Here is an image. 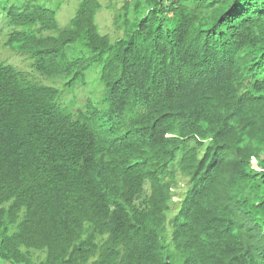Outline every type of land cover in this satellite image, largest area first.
Masks as SVG:
<instances>
[{"label": "trees", "instance_id": "1", "mask_svg": "<svg viewBox=\"0 0 264 264\" xmlns=\"http://www.w3.org/2000/svg\"><path fill=\"white\" fill-rule=\"evenodd\" d=\"M103 1L59 26L5 0L28 70L0 63V264H264V0ZM123 119L138 143L93 141Z\"/></svg>", "mask_w": 264, "mask_h": 264}, {"label": "rangeland", "instance_id": "2", "mask_svg": "<svg viewBox=\"0 0 264 264\" xmlns=\"http://www.w3.org/2000/svg\"><path fill=\"white\" fill-rule=\"evenodd\" d=\"M43 1H45L46 5L51 6L56 9L57 23L59 24V26H64L68 22V19L75 12V9L77 7V3L79 0H43ZM103 2L106 3L107 1L105 0ZM8 6L9 5L5 3V0H0V63L9 64L21 70L22 69L28 70L27 69L28 61L25 60L26 58V56L24 55L25 53H19V52L14 51L7 44L8 36L10 32L14 30L13 26L8 21L7 10H5V8ZM111 21H112V11L108 10L106 7H103V9L99 11L98 16H97V22H98L100 30L105 33L112 32ZM36 79H38V76H36ZM40 81H41L40 83L45 84V85H53L59 89L63 88L62 84L64 80H61V79H52L50 81H47L46 78H43V79H40ZM94 85H96V81L88 84V86L84 89V91H86V94L90 93ZM77 95L78 94H73L72 92L63 94L60 101L64 100V102L66 103L67 97H68V103L72 102V99L75 100V97ZM185 186H186L185 179L178 177V184L174 191V194H175V197L173 198L174 202L171 204L172 211L176 209L177 204H178V199L181 198V195L185 189ZM171 215L173 214L170 213L169 217Z\"/></svg>", "mask_w": 264, "mask_h": 264}, {"label": "clouds", "instance_id": "3", "mask_svg": "<svg viewBox=\"0 0 264 264\" xmlns=\"http://www.w3.org/2000/svg\"><path fill=\"white\" fill-rule=\"evenodd\" d=\"M62 94H67V93L62 92ZM90 94L91 93H87L86 94V91H84V93H82V91H81L80 92V97L77 96L75 98L74 104L73 105H70V108H66V109L69 110V111H71V112H75L76 113L79 108H82L83 107V104L88 99V97L90 96ZM64 103L65 102L63 101V104ZM66 103L67 104H65V105H69V103H68V97H67ZM65 105H62V106L64 107ZM132 109L133 110L136 109V106H133ZM208 114L209 113L206 110H193L192 111V114L188 118V125L191 127V129L193 130V132L187 136V141L188 142H189L188 139L192 135L197 134L195 132L196 129L201 128V129L205 130L207 128L208 123H206V121H207ZM130 123H131V120L123 119V120L120 121V124H119L118 128H115L113 123H109L110 128H106V126H105V127L102 128V131L100 129L98 131V133H97V137H95L93 141L98 142L102 137L111 135L114 139L117 140V142L122 143V144H126V143H129V142L138 143V132L141 129V127H138L137 129H135L131 134H124L123 130H121L123 128L128 127L130 125ZM119 128H121V129H119ZM143 131L145 133H147V131H145V130H143ZM170 136H171V134H166V137L167 138L170 137ZM148 141H152L151 138H149ZM49 149L52 151V153L54 155H56V156L58 155V153L53 148V146H51ZM251 163H252L253 166H256V159L252 157L251 158ZM174 197H175V195L173 196V198ZM179 199H181V198H179ZM179 199H178V203H179ZM173 202L174 201L172 200L171 204ZM171 204H170V211L167 212V218L168 219H170L174 215V213L177 211V209L179 207V204H177L176 209L172 211L171 210ZM168 213L169 214L172 213L173 215H171L169 217V214Z\"/></svg>", "mask_w": 264, "mask_h": 264}]
</instances>
